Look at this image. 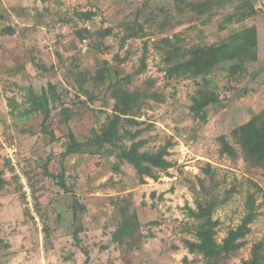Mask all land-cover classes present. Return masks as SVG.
<instances>
[{"label":"rangeland","instance_id":"374dc122","mask_svg":"<svg viewBox=\"0 0 264 264\" xmlns=\"http://www.w3.org/2000/svg\"><path fill=\"white\" fill-rule=\"evenodd\" d=\"M189 2L211 6L198 14ZM252 7L255 15L224 23ZM82 11L91 18H80ZM137 25L143 30L132 37ZM251 26L257 47L243 54L246 70L209 76L221 104L199 120L190 105L202 78L166 79L160 41L177 35L180 47H199ZM100 68L106 78L97 82ZM127 76L129 90L162 96L145 100L136 123L125 126L137 136L122 139L127 147L143 140L141 150L167 149L171 167L154 169L144 182L113 155L66 154L101 131L113 112L111 82ZM49 84L58 97L49 118L22 114L27 91L40 94ZM263 110L264 0H0V264H214L185 246L196 241L198 224L186 207L218 200L221 242L246 215L250 194L257 213L251 231L218 264H264V246L252 250L264 239V169L249 167L231 136ZM222 135L235 157L220 153ZM74 200L85 206L77 218Z\"/></svg>","mask_w":264,"mask_h":264},{"label":"trees","instance_id":"16d2710c","mask_svg":"<svg viewBox=\"0 0 264 264\" xmlns=\"http://www.w3.org/2000/svg\"><path fill=\"white\" fill-rule=\"evenodd\" d=\"M181 2V1H179ZM215 3V2H214ZM189 11L203 14L206 9L211 6V2H189ZM181 5L177 3L176 8L181 11ZM258 11L253 7L241 13L239 17L229 15L224 19L226 25L234 21H242L251 15H255ZM78 16L83 19H90L91 12L82 11ZM238 16V15H236ZM130 27V26H129ZM130 27L131 36H136L138 32L143 30L142 25ZM222 28H224L222 26ZM88 32V31H87ZM109 31L105 29L100 31L101 36H105ZM175 41L172 38L165 37L160 42L166 45L164 53L165 78H202L197 90L191 97L190 111L201 121L207 120V108L210 106H218L221 99L216 93V85L212 83L209 76L213 75L216 70L227 68L228 72L238 70V74H242L246 70L248 62L243 61L245 52H252L257 47V30L255 26L248 27L242 31L235 32L228 38L213 44H205L199 47L182 48L177 45L179 37L175 35ZM157 47V46H156ZM256 60V59H254ZM253 60V61H254ZM145 64H143V67ZM228 66V67H226ZM106 78V69L100 68L93 79L102 82ZM116 78L111 82V97L114 100L112 114L103 124L101 131L96 133L85 145L71 147L66 154L86 151L92 155L108 154L115 156L121 162H127L132 165L144 182V177L154 178V169L167 170L171 167V162L166 158L167 149L162 147L156 151L141 150L143 140L133 141L129 147L122 142L127 135L131 139L137 136V132H131L125 128L126 125L135 124V116L138 113L145 100L155 98L157 101L162 100L157 92L146 93L139 89L129 90L126 88V80ZM86 79L77 80L80 90L86 93L83 83ZM58 99L56 95V87L53 84L48 85V89L42 90L40 94L29 89L26 93L25 101L29 104L22 114L26 115L31 112H40L43 115V122L46 121L51 114V103ZM65 119L68 117L66 110L63 111ZM72 135V133H70ZM231 136L236 145L239 146L244 161L249 167H261L264 169V110L254 115L246 123L235 128L231 132ZM220 143V153L235 157L237 149L234 144L224 136L218 138ZM206 172L209 173V165ZM117 169V168H116ZM0 180V186L2 185ZM201 184L203 181L201 180ZM219 205L218 200L199 205L197 209L187 208L189 217L198 220V224L194 229L196 241L185 240V246L192 252H198L208 259V261L218 264L221 258L235 254L245 244V237L251 231L250 224L257 217L254 211V201L250 194L247 200V213L241 223L235 228L227 231L226 236L219 242L216 238L217 226L219 221L213 218V213ZM74 218L78 217V213L85 211V206L80 205L76 200L72 204ZM131 224L129 220H123L122 230L130 233ZM117 239L114 233L113 240ZM264 246V239L256 243L252 250L258 252ZM212 264V263H211ZM245 264L247 262L245 261Z\"/></svg>","mask_w":264,"mask_h":264}]
</instances>
